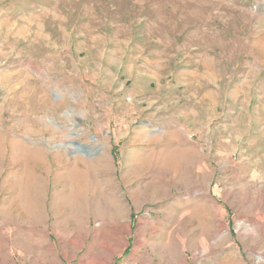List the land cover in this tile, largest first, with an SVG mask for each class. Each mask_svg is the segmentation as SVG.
I'll return each mask as SVG.
<instances>
[{"label": "rangeland", "instance_id": "rangeland-1", "mask_svg": "<svg viewBox=\"0 0 264 264\" xmlns=\"http://www.w3.org/2000/svg\"><path fill=\"white\" fill-rule=\"evenodd\" d=\"M0 264H264V0H0Z\"/></svg>", "mask_w": 264, "mask_h": 264}, {"label": "water", "instance_id": "water-1", "mask_svg": "<svg viewBox=\"0 0 264 264\" xmlns=\"http://www.w3.org/2000/svg\"><path fill=\"white\" fill-rule=\"evenodd\" d=\"M74 145L76 146V148H75L76 152H80V153L84 152V150H83V148H82V146L80 144L74 143Z\"/></svg>", "mask_w": 264, "mask_h": 264}, {"label": "bare ground", "instance_id": "bare-ground-1", "mask_svg": "<svg viewBox=\"0 0 264 264\" xmlns=\"http://www.w3.org/2000/svg\"><path fill=\"white\" fill-rule=\"evenodd\" d=\"M220 15H222L221 13H220ZM221 18V17H220Z\"/></svg>", "mask_w": 264, "mask_h": 264}]
</instances>
